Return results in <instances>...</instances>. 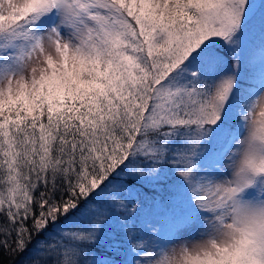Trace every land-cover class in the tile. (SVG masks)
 <instances>
[{
  "label": "snow or ice",
  "instance_id": "snow-or-ice-1",
  "mask_svg": "<svg viewBox=\"0 0 264 264\" xmlns=\"http://www.w3.org/2000/svg\"><path fill=\"white\" fill-rule=\"evenodd\" d=\"M0 252L264 264V0H0Z\"/></svg>",
  "mask_w": 264,
  "mask_h": 264
},
{
  "label": "trees",
  "instance_id": "trees-1",
  "mask_svg": "<svg viewBox=\"0 0 264 264\" xmlns=\"http://www.w3.org/2000/svg\"><path fill=\"white\" fill-rule=\"evenodd\" d=\"M24 257H12L7 253L0 252V264H21Z\"/></svg>",
  "mask_w": 264,
  "mask_h": 264
}]
</instances>
